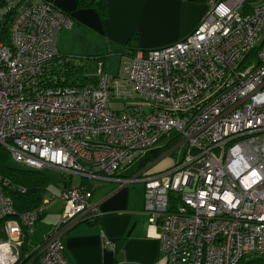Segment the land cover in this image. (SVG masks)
<instances>
[{
  "label": "built area",
  "instance_id": "obj_1",
  "mask_svg": "<svg viewBox=\"0 0 264 264\" xmlns=\"http://www.w3.org/2000/svg\"><path fill=\"white\" fill-rule=\"evenodd\" d=\"M12 10L10 45L0 44V145L24 167L88 183L64 190L40 264H67L62 237L98 216L93 189L110 180L144 183L166 264L264 258V0H211L185 38L124 54L116 75L99 62L98 81L83 85L46 77L58 32L74 21L52 1L5 0L0 20ZM171 133L180 140L165 153L169 167L125 173ZM3 184L0 264H20L24 229L52 197L19 213Z\"/></svg>",
  "mask_w": 264,
  "mask_h": 264
},
{
  "label": "crops",
  "instance_id": "obj_2",
  "mask_svg": "<svg viewBox=\"0 0 264 264\" xmlns=\"http://www.w3.org/2000/svg\"><path fill=\"white\" fill-rule=\"evenodd\" d=\"M46 1L71 11L76 19L72 27L58 32L59 55L81 60L96 56L98 62L99 57L107 56L105 69L110 74V55L119 54L121 63L124 54L136 49L159 48L185 38L208 11L211 0H105L106 18L100 17L94 8L77 9L78 0ZM117 73L118 70L111 75ZM98 78L88 79L96 83ZM171 158L164 156L152 163L150 170L167 167ZM49 167L52 166L45 168ZM45 168L41 170L46 175ZM131 169L125 173H133ZM69 176L70 179H60V194L50 197L49 183L46 196L52 198L38 223L52 220H48L40 243H34L30 238L28 255L36 250L40 255L53 226L60 221L64 213V190L88 184L79 175ZM91 201L98 211L96 220L80 221L62 237L67 264H166L161 253V229L151 223L145 210L144 183L101 182L93 189ZM106 240L112 241L114 247L106 245Z\"/></svg>",
  "mask_w": 264,
  "mask_h": 264
},
{
  "label": "trees",
  "instance_id": "obj_3",
  "mask_svg": "<svg viewBox=\"0 0 264 264\" xmlns=\"http://www.w3.org/2000/svg\"><path fill=\"white\" fill-rule=\"evenodd\" d=\"M4 4L5 0H0V5ZM58 8L70 17L74 23L76 22L71 11L63 10L60 7ZM76 8H94L100 17L106 18L108 16L105 0H78ZM12 13L13 10L0 20V44L10 45ZM99 58V62H103L106 65L107 56ZM81 69L82 66L76 65L73 59L58 55L48 67V71L46 72L48 75H46V77L48 83L52 85H83L91 83L88 78L79 76L78 73ZM169 137L171 140L168 139ZM164 139L162 145L149 150L143 158L137 161L135 165H132L131 170H133V173L145 167L151 169L152 163L157 160H162L164 158L163 155L176 145L180 137L175 133H171L170 136H166ZM14 163L9 150L5 146L0 145V176L9 182L8 185L3 184V187L12 196L16 210L22 213L37 209L44 203V200L48 198L46 192L50 180L41 169H31L19 163ZM167 167H169V165ZM42 216L43 213L35 223V226L42 219ZM94 220H96V218ZM32 232L33 230L29 232L27 227L24 229V245L20 264H40V255H37L38 250L33 252L32 255L27 254L29 253V241ZM238 264H264V258L254 254H246Z\"/></svg>",
  "mask_w": 264,
  "mask_h": 264
},
{
  "label": "rangeland",
  "instance_id": "obj_4",
  "mask_svg": "<svg viewBox=\"0 0 264 264\" xmlns=\"http://www.w3.org/2000/svg\"><path fill=\"white\" fill-rule=\"evenodd\" d=\"M109 57H110L109 61H111V66H110L111 72H110V74H113L117 70L119 72L120 55L113 53ZM71 59L74 60L76 65L82 66L81 71L78 73L80 77H83V78L86 77V78H89L92 80L97 79V77L99 76V62L96 60V56H86L83 60L77 59L74 57H71ZM114 69H115V71H114ZM164 155L168 156L166 154H164ZM171 157H173V156H171ZM16 163L17 162H15L14 164H16ZM45 173L50 178L49 197L52 196L53 194H60L61 189L58 186L60 179L63 177L69 178L70 176L65 174L64 172L56 169V168H53V167H49L48 169L45 168ZM48 220L51 221L52 219L49 218L46 220L45 224H39L38 223L34 227L33 232L30 236V238L34 241V243H40L43 240L44 232L46 231V225L49 224V222H50V221L48 222Z\"/></svg>",
  "mask_w": 264,
  "mask_h": 264
}]
</instances>
